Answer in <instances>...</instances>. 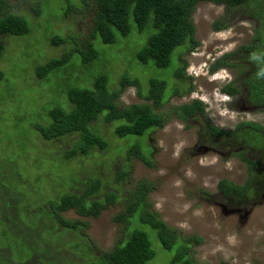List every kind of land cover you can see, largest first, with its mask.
I'll list each match as a JSON object with an SVG mask.
<instances>
[{
	"label": "rangeland",
	"instance_id": "rangeland-1",
	"mask_svg": "<svg viewBox=\"0 0 264 264\" xmlns=\"http://www.w3.org/2000/svg\"><path fill=\"white\" fill-rule=\"evenodd\" d=\"M258 1L264 4V0ZM7 2L10 12L23 18L28 32L0 36V199L4 201L7 192L17 193L14 185L27 192L24 198H19L18 193L11 197H18L20 205L29 203L28 211L36 209L29 227L35 242L40 243L38 248L42 250L38 252L45 257L43 260L41 256L42 264H98L97 258L125 239L129 219L120 217L131 216L140 186L145 187L146 210L155 214L158 225L167 228L172 244L182 243L170 252L164 250L157 234L151 235L149 227L133 217L154 242L156 257L152 264H169L177 250L198 264H264V148H255L246 134L226 140L210 132V125L221 131H234L242 123L264 127V107L247 99L245 80L254 71L253 64L244 58L248 54L232 58L237 67L211 72L219 58L253 44L257 30L264 35V19L255 17L256 3L231 9L212 2L196 6L192 18L199 46L184 56L189 79L182 84L181 93H171V87L177 84L172 68L157 69L135 58L142 43L138 35L125 40L119 37L113 44H104L98 37L94 42L98 52L95 61L84 62L76 53L40 79L39 66L58 59L71 48L68 44L53 45V38L74 35L80 44L84 43L92 32L95 8L92 4L85 6L82 0ZM73 6L76 10L69 12ZM218 23H222V30L216 29ZM71 45L74 46L72 42ZM101 75L107 76L109 89L113 90L123 76L140 81V87L128 86L124 90L118 100L120 107L152 105L145 98L149 80H167L163 106L152 108L164 124L141 137L119 138L114 133L116 124L99 118L93 128L108 142L107 150H94L89 157L77 155L68 160L79 137L70 135L47 142L34 125L47 124L51 109L65 107L70 89H92ZM232 82L240 90L235 96L223 93L225 85ZM189 87L192 90L187 92ZM196 100L205 105V114L198 112L184 119L177 110ZM135 143L146 153L152 148L150 164L137 156L128 158L126 150ZM73 174L80 181L79 187L94 177L100 179L103 188L99 200L106 194L117 195V202L98 217H82L74 210L61 213L66 220L87 223L78 236L65 235L60 225L45 214L51 212L49 201L58 198ZM225 182L237 187V191L226 194ZM75 185L72 189L78 192L80 188ZM66 188L64 193L73 191ZM253 189L256 192L250 194ZM223 206L250 212L227 215ZM11 207L2 210L0 206V251L7 250L18 258L21 248L6 246L22 241L17 231L28 223L21 219L24 206ZM52 225L58 226L60 232L52 233ZM47 233L52 240L44 239Z\"/></svg>",
	"mask_w": 264,
	"mask_h": 264
},
{
	"label": "trees",
	"instance_id": "trees-1",
	"mask_svg": "<svg viewBox=\"0 0 264 264\" xmlns=\"http://www.w3.org/2000/svg\"><path fill=\"white\" fill-rule=\"evenodd\" d=\"M201 2L224 5L228 9L256 3L255 17L261 20L264 19V4L259 3L260 1L258 0H82V4L85 6L92 4L95 8L94 25L90 36L81 44L72 37L74 35H67L66 38H53V45L68 44L71 48L58 59H53L39 66L38 77L43 79L49 73L54 72L56 68L66 64L76 53L81 54L84 62L91 63L95 61L98 57V52L94 42L98 37L104 44H113L117 42L119 37L125 40L130 36L138 35L142 43L136 51L135 58L137 61L144 65L151 63L157 69L172 68L173 78L177 84L171 87V93H181L182 84L189 79L186 75L188 63L184 56L192 53L199 46L198 41L195 39L192 17L196 6ZM74 6L68 11L76 10ZM2 13L3 16L0 17V36L9 34L19 36L28 32V28L22 20L23 18L10 12L7 0H0V14ZM221 27L222 23L216 24L217 30H222ZM133 30L135 32L132 34ZM261 31L257 30L253 44L244 45L238 51L219 58L212 65L211 72L216 73L220 69L237 67L239 65L234 63L232 58L241 53L248 54L244 58L253 64L254 71L245 80V84L249 88L247 99L259 107H264V35ZM71 42L74 46L71 45ZM253 58L255 60H252ZM2 78L3 74L0 73V82ZM108 84L107 76L101 75L96 78L92 89H70L67 94V105L51 109L48 112V123L35 124L34 130L38 132L42 140L47 142L59 140L70 135H77L79 140L73 150L67 155L69 160L77 155L89 157L94 153V150H107L108 142L93 128V123L99 118L108 123H115L114 133L119 138L127 136L141 137L153 129L163 126V119L155 114L152 108L153 106L156 108L163 106L167 97V80L153 77L149 80V88L145 98L151 101L152 105L136 104L128 107H120L118 100L128 86L140 87V81L129 76H123L117 89H109ZM191 90L192 88L189 87L187 92ZM239 92V88L233 82L225 85L223 89V93L232 96L239 94ZM177 111L187 120L197 115L198 112L204 115L205 105L203 102L196 100L191 104L182 105ZM210 132L212 135L226 140L227 138L246 134L252 140V145L255 148H264V127L256 123H242L234 131H221L210 125ZM149 148L151 151L146 153L141 145L135 143L126 150V154L128 158L137 156L150 164L149 155L152 152V148ZM73 176L74 174L69 181L64 183L62 188L60 187L61 191L58 193V198H52L49 201L51 212H45V214H48L50 219H54V222L56 221L60 225V229L65 231V235L72 233L78 236L87 223L81 220H66L61 213L74 210L82 217H98L110 204L117 202V195L114 193L106 194L105 199L99 200L98 198L101 197L103 188V183L100 179L94 177L95 179H89L82 187H79L78 183L80 181ZM75 183V187L80 188L78 192L72 189ZM14 188H18L19 198L26 196L27 192L19 191V185H14ZM64 188L72 189L73 191L64 193ZM223 191L226 194H232L237 191V187L225 182ZM137 192V202L135 207L131 209V216L129 218L128 216L120 217L125 220L129 219L128 232L125 239L117 243L118 245L112 251L102 254L99 258L96 257L99 261L98 264L153 263L156 257L152 246L154 242L148 236V232L137 225L133 217L138 218V223L142 226H148L151 235L157 234V238L164 250L170 252L174 247L181 246L182 243L180 241L175 244L170 242L166 234L168 233L167 228L158 225L155 214L146 210L145 187L140 186ZM17 193H14V195H17ZM14 195H11L10 192H7V196L3 195L4 201L0 199V206L2 210L11 206L20 208L24 206L21 211V219L23 222L28 223V226L18 229L17 238L22 240L18 245L6 246L8 248L19 246L21 255L17 258L11 256L7 250L0 251L2 254L0 264H42L41 256L43 260H45V257L38 252L42 250L38 248L40 243L35 242L29 227L30 219L36 214V209L28 211L27 208H31L30 204L25 202V205H20L22 201L18 200V197H11ZM49 229L52 233L60 232L57 231L60 230L58 226L54 227L52 225L51 227L49 226ZM49 236L50 233H47L44 239L47 241L52 240V237ZM175 252L177 253L171 258L169 264H198L189 256L178 252V250Z\"/></svg>",
	"mask_w": 264,
	"mask_h": 264
},
{
	"label": "flooded vegetation",
	"instance_id": "flooded-vegetation-1",
	"mask_svg": "<svg viewBox=\"0 0 264 264\" xmlns=\"http://www.w3.org/2000/svg\"><path fill=\"white\" fill-rule=\"evenodd\" d=\"M255 192H256V191L253 189V190L250 191V194H253V193H255ZM245 194H249V192H246ZM226 210H228V209H226ZM226 210L223 209V212L225 213ZM238 210H240V209H238ZM241 210H242V209H241ZM241 210H240L238 213H234V214H237V215H239V216H243L244 213L250 212V211H248V210H242V212H241ZM240 212H241V213H240Z\"/></svg>",
	"mask_w": 264,
	"mask_h": 264
},
{
	"label": "water",
	"instance_id": "water-1",
	"mask_svg": "<svg viewBox=\"0 0 264 264\" xmlns=\"http://www.w3.org/2000/svg\"><path fill=\"white\" fill-rule=\"evenodd\" d=\"M223 209H227V207L225 208V206H223ZM240 210H238V209H228V210H226V214L228 215V214H234V213H238Z\"/></svg>",
	"mask_w": 264,
	"mask_h": 264
}]
</instances>
